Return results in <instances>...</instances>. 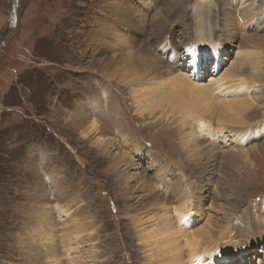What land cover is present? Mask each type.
I'll list each match as a JSON object with an SVG mask.
<instances>
[{
  "label": "rangeland",
  "instance_id": "374dc122",
  "mask_svg": "<svg viewBox=\"0 0 264 264\" xmlns=\"http://www.w3.org/2000/svg\"><path fill=\"white\" fill-rule=\"evenodd\" d=\"M122 1L0 0V31L12 14L15 22L0 49V264H147L143 246L129 234L128 218L135 215L146 232L158 229L160 213L179 204L180 191L175 190L184 183L201 207L195 225L185 228L192 237L199 239L198 231L209 227L207 237L212 238L205 247L226 253L238 245L248 250L246 264H264V136L238 150L224 132L214 142L196 129L203 121L216 130L220 116L222 123L238 128L264 123V0H248L260 18L257 30L250 31L238 21L234 26V0H188L173 13L165 12V17L174 15L165 29L177 31L174 24L181 21L198 33L194 48L208 43L206 62V57L199 61L204 77L187 68L189 54L179 55L176 63H183L174 65L175 74L187 73L193 84L215 86L208 108L214 115L204 113L205 106L197 102L192 114L184 100L183 108L168 105L166 117L159 109L140 115L134 103L144 87L162 80L149 73L155 53L144 54L148 62L139 69L143 75L130 76L132 82L103 59L132 53V34L139 26L146 33L152 30L169 0H156L160 8L148 11L151 16L142 13L147 5ZM203 36L206 42H201ZM167 84L164 89L173 96L171 82ZM189 92L188 87L181 90ZM246 100L254 105L245 112L247 123L223 120L234 112L226 102L238 108L240 102L250 105ZM180 120H185V139L197 131L210 151L213 166L202 177L192 170L196 156L181 149ZM92 121L98 130L90 133ZM99 137L109 140L110 155L100 148ZM237 151L247 157L240 164ZM122 153L134 158L130 164L113 160ZM160 163L165 164L161 170ZM202 185L209 191L204 189L201 201L195 190ZM155 193L164 205H158ZM181 247L184 260L188 248ZM238 262L240 254L230 264Z\"/></svg>",
  "mask_w": 264,
  "mask_h": 264
},
{
  "label": "bare ground",
  "instance_id": "6f19581e",
  "mask_svg": "<svg viewBox=\"0 0 264 264\" xmlns=\"http://www.w3.org/2000/svg\"><path fill=\"white\" fill-rule=\"evenodd\" d=\"M124 1H122V2H124ZM187 1L188 0H169L168 1L169 4L166 6V8H164V10L160 11V13H161L160 22H158V24L156 26L151 28L152 30L148 31V33H146L147 31L145 29L143 31L140 30L141 26H139V27L136 26V28L138 27L139 30H136L132 34L133 35L132 37H134V38L131 40V43L129 44V47L133 50V51H131L132 53H127V54H121L120 53L119 55H116V57H114L113 59H111V57H113V56L106 58V59H103V61L106 62V66H115L116 65V68H115L116 70H120V69L123 70L122 76L134 77V76L143 75V74L139 73V69H140V67L143 66L142 63L148 62V59L144 58L146 56L144 54H147L151 51L153 53H155L156 57L155 56L154 57H155V59L157 58V60H153L154 64H152V67H151L149 73L153 74L155 72V73L159 74L160 77L162 76V80H160L159 83H157L151 87L146 86L148 88L142 86L145 89L143 91L140 90L141 91L140 94L135 95V96H139L138 99H136V100L134 99V103L137 105V110H140V113H139L140 115H143L144 112L150 113L152 115V114H155V112H153V111L159 109V112H160V110L163 111L165 113L164 117H166L167 112H165L164 109L168 105H171V103L173 104V102H174L177 105V107L183 108L184 100L188 102L187 105L191 109V111H189L190 113H192V114L196 113L195 109H194L196 105H194L193 102H197V105L201 106V108H203V106H205V109L203 110L204 113H210V115H214V114H212V112L208 111V108L212 105L211 98H212L213 94H212L211 89L214 88L215 86H212V88H210V85H209L210 83H208L207 85L206 84L203 85L202 83H199V82H194L195 84H193L192 78L189 77L187 75V73L175 74V71L177 70V68L175 66H177V67H178V65L182 66V63H183L182 60L179 61V64H177L176 61H178V59H180V56L182 57L183 55L189 54L191 56L189 59L191 64H189L187 66V68L193 69V71H195V72H200V76L204 77L202 74L201 67H200L199 63L201 62L200 61L201 57H203V58L206 57L204 59V62H206V59L208 57L207 56L208 55V47H207L208 43L199 44V46L197 48H194V44H195L194 43V38H195L194 34L196 36L198 33H195V32L193 33L191 29H187L188 25H183V23L181 21H178L176 24H174V28H178L177 31L167 30L168 28L165 29L166 23L171 21V20H169V17L174 16V15L173 16L170 15V16L165 17L164 16L165 12H168V14L173 13L174 9L176 7L183 5ZM242 1L243 0H241V2L239 0H234V4L230 3V8H233L234 10L237 11V13H234V15L236 16V19L233 20L234 26L238 21L237 24L241 25V28L243 30H249V31L250 30H257L260 18L256 17V14L254 13V10L256 9V7L254 6V4H252L248 0L243 1V2ZM245 2H246V4H245ZM125 3L127 5V2H125ZM134 3L140 4L144 7L147 5L148 10L146 8H144L143 12H142L145 14V16L148 14V11L153 10V13H154V12L158 11L160 8V5L158 4V2L156 0H153L152 2L147 1V0H134ZM126 5H124V6H126ZM128 5H130V4H128ZM236 6L239 7L240 9H237ZM150 7L152 8L151 10H149ZM181 9H183V8H181ZM122 13H123V11L120 12V15ZM153 13H151V15ZM260 13L263 15V10ZM127 14H128V11H127ZM151 15H147V16H151ZM198 16H200V14ZM141 18H143V17H141ZM122 19H124V18H122ZM143 20H144V18H143ZM223 20H224V18H223ZM123 26L127 27L128 25L123 23ZM142 26L146 27L145 25H142ZM132 27H130V28H132ZM212 28H214V27L212 26ZM186 29H187V31H186ZM226 30L228 31L227 28H226ZM141 31H142V33H141ZM127 39H129V38L127 37L126 40ZM207 39L208 38L203 36V41H201V42H206ZM245 39H247V38H245ZM247 40H251V39H247ZM134 44L136 45L135 47H133ZM123 47H121V48H123ZM130 48H128V49H130ZM149 59H151V58H149ZM216 64H218V63H216ZM233 64L236 65V63H233ZM237 65H239V64H237ZM179 70H182V69H179ZM165 75H168V76L172 75V76L169 77V79L167 77H166V79H164ZM152 76H154V74ZM131 77L129 79V82H132L133 80H135V79L132 80ZM154 78H156V77H154ZM149 79H148V81H149ZM143 80H145V79H143ZM166 80H169L171 82V84H170L171 90L170 91H172L173 96L171 94L167 95V92L164 89L166 87V85L168 86L167 82L170 83L169 81H166ZM218 80L220 81V79H218ZM141 81H142V79H141ZM194 81H197V80H194ZM138 82H140V81H138ZM153 82L154 81H152V84H153ZM242 82L243 81H241L238 84V87H237L238 89L244 85ZM143 83H146V82H143ZM215 83H218V81L214 82L213 84H215ZM156 86H158L159 88L156 89ZM187 87L190 89V92L188 94L184 93L186 95L183 97L184 94L181 93V90L185 89ZM247 90H248V88H247ZM131 94H133V93H131ZM214 94H216V93H214ZM171 96L173 98H171ZM247 98H249V97H247ZM123 99L126 100L125 97ZM243 102H244V104L250 103V105L246 106V105H243L241 102L240 103L238 102L240 104L239 107L240 106L241 107L240 108L239 107L233 108L232 107L233 104H232V106H230L229 105L230 102H226V105L228 104L227 105L228 108L233 109L234 112L232 115H229L228 117H226V114L223 113L225 115V117L227 118V119L225 118L223 120H225L227 122H234V123L239 122L243 125L245 123H247L248 118L244 117V116H246L245 112L249 110V107L253 105V102L251 100H248V101L246 100ZM177 107L173 110L178 109ZM200 109H198V110H200ZM122 110L125 111L126 109H122ZM127 110L129 112V115H130V113H131L130 110L129 109H127ZM187 110H189V109H187ZM226 110H228V109H226ZM178 111H181V109ZM203 111H201V112H203ZM224 111H225V109H224ZM201 112H200V115H201ZM248 112H246V113H248ZM220 117H218V120L220 122V124H219L220 127H218L216 130L212 126H211L212 128H210L209 125H206V123L202 121L201 123H198V128H196L198 133H200V135H203V136H208V139L212 138L215 142V139H216V141L219 140L218 138H220V135L224 132L229 137L228 139H229V141H231L232 146L238 145V147L236 148L238 150H243V147L247 143L254 141V140H258L260 137L264 136V123L259 124L257 126L256 125L254 126L253 124L252 125L247 124L246 125L247 127L241 126V128L240 127L238 128V126L236 127V125H235V127H232L226 123H222L221 122L222 119ZM200 118L203 119V116L201 115ZM203 120H206V119H203ZM183 121H185V120H180L181 123L180 124L178 123L181 128H177V131L181 135V140H180V142H182V144H181L182 148L181 149H183V151H186L187 153H190V156L192 154L191 157L196 156V158L191 161V164L193 165L192 170L194 171L195 175H197V177H202L203 175L207 174V170H210V167L213 166L212 160L210 158H208V153H210V151H206L205 150L206 147L203 145V143H201L198 140L199 139L198 136H200V135L197 133V131H193V134H192V135H194L193 137L190 136V138L185 139V134H184V131L182 130V127L185 126L182 123ZM97 130H98V124L96 123V121H92L90 133L93 131H97ZM204 130H206V131H204ZM196 135H198V136H196ZM106 140L107 139L104 137H101V138L99 137V139L96 141L99 144L100 148H102L103 152L106 155H110L109 154L110 153L109 147L112 145H110L109 140L107 142H106ZM217 142H219V141H217ZM192 146H193V148L190 149V147H192ZM236 149H234V150H236ZM125 154H123V156H117L116 155L117 157L115 159H113L114 161H116V164H119L121 162L123 163L125 160H127V162L130 164V161H132V159H134V158L131 159L129 157V155L126 156ZM202 155H204V158L206 159L205 161H202L203 160ZM234 155H235V158H238L237 164H240V163H242L243 160L247 159V157L242 159V157H244L246 155L240 151L235 152ZM136 156L142 158V155L140 153H138ZM164 165L165 164L160 163L158 166L159 169L160 170L163 169ZM172 182H175V181L173 180ZM186 184L187 183H184V187L176 188V190H175L176 192L180 191L181 198H179V197L176 198L177 199L176 201L179 204L175 205L173 207H170L169 211L166 212L165 214L160 213L159 222H158V224H159L158 229H154L151 232H146V231H144V228L142 227L141 222L138 221V218L135 215L129 216L128 219H129V222L131 223V226H132V227L129 226V230H132L131 233H129V234L133 239H136L138 241L137 242L138 245L143 246V250L145 252V256H143V259L146 261L147 264H203L204 259L206 257H208V255L210 254L209 255V261L206 264H217L219 262H221L223 264H230V261L231 260L233 261L234 256L240 254L241 262H238V264H246L245 263L246 260L249 259L247 256L248 250H244L238 245L233 246V247L231 246L230 252L227 251L226 253H224L223 251H219L218 248L215 249V247H211L212 249L208 248L211 245H208L207 247H205L206 244L209 243V241L206 239L212 238V235H210L209 238L207 237L208 234H211L209 227H208V229L198 231L197 236L199 239L193 238L192 237L193 236L192 231H188L187 229H185V228H188L189 226L195 225L196 216L199 213L198 210H201L200 209L201 207L199 205L200 203L198 202L196 193L199 194V198L202 201L203 197L206 196V195H204L205 191L207 193L209 191L208 188H206L205 186L202 185L201 189L195 190V195H196V197H195L194 195H190V189L188 188V186ZM204 189H205V191H204ZM154 197L157 200L158 205L161 206V205L165 204L164 203L165 200L163 201L162 200L163 198L160 195H158L157 193H155ZM192 197H194V198H192ZM196 207H197V211L195 210ZM48 229H50V228L47 227V230ZM186 234H187V236H185ZM44 237L48 238V236H46V235ZM219 239H221V238H219ZM181 246L188 248V252H186L187 250L185 249L186 250L185 251V253H186L185 257L186 258H184V260H186V261L183 260V257H182L183 247H181ZM220 254H223V255L220 256ZM35 258H39V257L36 256ZM166 260H167V262H166ZM242 261H243V263H242ZM58 262H59V260H58Z\"/></svg>",
  "mask_w": 264,
  "mask_h": 264
},
{
  "label": "water",
  "instance_id": "95a60500",
  "mask_svg": "<svg viewBox=\"0 0 264 264\" xmlns=\"http://www.w3.org/2000/svg\"><path fill=\"white\" fill-rule=\"evenodd\" d=\"M13 30L14 24H12V22H9L6 28L0 31V46L2 45L4 40L13 32Z\"/></svg>",
  "mask_w": 264,
  "mask_h": 264
},
{
  "label": "flooded vegetation",
  "instance_id": "af4514ba",
  "mask_svg": "<svg viewBox=\"0 0 264 264\" xmlns=\"http://www.w3.org/2000/svg\"><path fill=\"white\" fill-rule=\"evenodd\" d=\"M9 22H12V24H15L13 14H12V19H11ZM8 24H9V23H8ZM8 24H7V25H8ZM14 27H15V26H14ZM11 34H12V33H11ZM11 34H10V35H11ZM5 40H6V39H5ZM5 40H4V42L2 43V45L5 43ZM2 45H1V46H2ZM1 46H0V49H1Z\"/></svg>",
  "mask_w": 264,
  "mask_h": 264
}]
</instances>
